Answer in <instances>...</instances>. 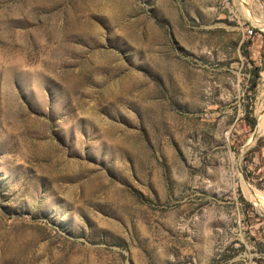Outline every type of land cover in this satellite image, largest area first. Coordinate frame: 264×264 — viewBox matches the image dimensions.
I'll return each instance as SVG.
<instances>
[{
	"label": "rangeland",
	"instance_id": "obj_1",
	"mask_svg": "<svg viewBox=\"0 0 264 264\" xmlns=\"http://www.w3.org/2000/svg\"><path fill=\"white\" fill-rule=\"evenodd\" d=\"M263 115L264 0H0V264H264Z\"/></svg>",
	"mask_w": 264,
	"mask_h": 264
},
{
	"label": "bare ground",
	"instance_id": "obj_2",
	"mask_svg": "<svg viewBox=\"0 0 264 264\" xmlns=\"http://www.w3.org/2000/svg\"><path fill=\"white\" fill-rule=\"evenodd\" d=\"M261 123H262V124L264 123V115H263V117H262V119H261Z\"/></svg>",
	"mask_w": 264,
	"mask_h": 264
},
{
	"label": "built area",
	"instance_id": "obj_3",
	"mask_svg": "<svg viewBox=\"0 0 264 264\" xmlns=\"http://www.w3.org/2000/svg\"><path fill=\"white\" fill-rule=\"evenodd\" d=\"M252 32H253V30H252V29L248 30V33H250V34H251Z\"/></svg>",
	"mask_w": 264,
	"mask_h": 264
}]
</instances>
